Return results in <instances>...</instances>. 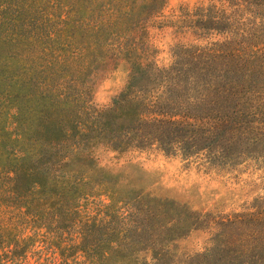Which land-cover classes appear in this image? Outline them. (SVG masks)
Here are the masks:
<instances>
[{
  "label": "trees",
  "instance_id": "obj_1",
  "mask_svg": "<svg viewBox=\"0 0 264 264\" xmlns=\"http://www.w3.org/2000/svg\"><path fill=\"white\" fill-rule=\"evenodd\" d=\"M166 3L0 0V264H264V230L231 218L214 236L243 243L229 261L214 247L179 257L200 217L101 165L158 146L229 169L264 150V34L259 49L226 36L160 67L144 34ZM119 61L127 83L96 110L93 79Z\"/></svg>",
  "mask_w": 264,
  "mask_h": 264
},
{
  "label": "rangeland",
  "instance_id": "obj_2",
  "mask_svg": "<svg viewBox=\"0 0 264 264\" xmlns=\"http://www.w3.org/2000/svg\"><path fill=\"white\" fill-rule=\"evenodd\" d=\"M200 9L222 12L221 23L202 20ZM262 13L264 5L258 0H167L164 10L147 24V53L158 66L168 67L176 52L191 45L225 42L226 36L241 50L259 49L264 34ZM128 75L124 61L112 62L101 70L93 79V107H109L124 89ZM250 150L252 153L229 169L210 167L201 158L188 159L180 152L171 155L158 146L103 152L100 161L111 172L123 173L154 196L170 199L200 217L197 229L175 243V254L185 257L214 247L212 257L222 263L242 249L243 243H238V235L216 242L214 236L220 230L216 222L238 219L244 233L264 230V150Z\"/></svg>",
  "mask_w": 264,
  "mask_h": 264
}]
</instances>
